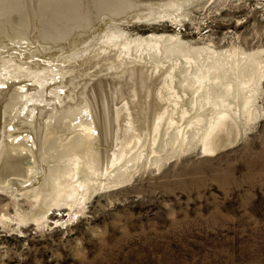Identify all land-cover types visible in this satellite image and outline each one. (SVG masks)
Here are the masks:
<instances>
[{"label":"rangeland","instance_id":"rangeland-1","mask_svg":"<svg viewBox=\"0 0 264 264\" xmlns=\"http://www.w3.org/2000/svg\"><path fill=\"white\" fill-rule=\"evenodd\" d=\"M45 1L0 0V264H264V0Z\"/></svg>","mask_w":264,"mask_h":264},{"label":"bare ground","instance_id":"bare-ground-1","mask_svg":"<svg viewBox=\"0 0 264 264\" xmlns=\"http://www.w3.org/2000/svg\"><path fill=\"white\" fill-rule=\"evenodd\" d=\"M45 1V0H44ZM79 1V0H78ZM44 3H46V6L48 7V8H51L53 11H57L58 9H63L64 10V12H65V14L66 15H80L81 13V10H80V3H78L76 0H47V1H45ZM68 3H70V4H72V8L71 9H69L68 8ZM55 4H56V6H55ZM59 4H60V6H61V8H59ZM96 4H97V6L98 7H100V8H108L109 10L110 9H114L115 11L116 10H121L122 9V6L124 5L123 3H121L120 2V0H96ZM125 6V5H124ZM75 9H79L80 11H76V12H73ZM61 11V10H60ZM66 11H69V12H71V13H73V14H69V13H66ZM64 14V15H65ZM83 14V13H82ZM163 117V116H162ZM221 118V117H220ZM226 120V119H225ZM225 122V121H224ZM217 125V124H216ZM213 127V126H212ZM216 128V127H215ZM214 128V129H215ZM213 129V128H212ZM216 130V129H215ZM214 130V131H215ZM216 132V131H215ZM212 135V134H211ZM207 136H208V134H207ZM212 137H213V135H212ZM73 139V138H72ZM208 139H209V136H208ZM211 140V139H210ZM207 141V140H206ZM72 142V141H71ZM78 142V141H77ZM76 142V143H77ZM76 143H74V144H76ZM210 143V142H209ZM213 143V142H212ZM219 143H220V138L219 139H217L216 138V141H215V145L216 146H218L219 145ZM211 144V143H210ZM73 145V144H72ZM213 145V144H212ZM221 145H223V144H221ZM4 148V144H3V142L1 143V145H0V154H1V152H2V149ZM3 153V152H2ZM6 153V152H5ZM8 155H9V153H8ZM18 157V156H17ZM11 158V157H10ZM23 158V157H22ZM12 159V158H11ZM1 160V159H0ZM13 160V159H12ZM17 161V160H16ZM21 161V160H20ZM24 163V162H23ZM8 165V164H7ZM6 165V166H7ZM14 165V164H13ZM23 165V164H22ZM2 166V165H1ZM20 167H21V162H20ZM19 167V168H20ZM4 168V167H3ZM23 169V168H22ZM4 170V169H3ZM19 171H20V169H18ZM18 171V172H19ZM2 173H3V171H1ZM9 172V171H8ZM1 173V174H2ZM2 180L0 181V189L2 188ZM73 193V192H72ZM73 194H71L70 195V197L72 196Z\"/></svg>","mask_w":264,"mask_h":264}]
</instances>
